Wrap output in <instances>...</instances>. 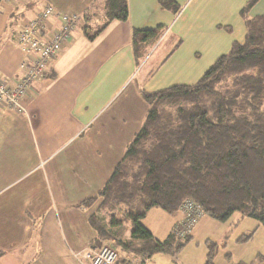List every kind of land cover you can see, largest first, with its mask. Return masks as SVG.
<instances>
[{
    "label": "crops",
    "instance_id": "obj_1",
    "mask_svg": "<svg viewBox=\"0 0 264 264\" xmlns=\"http://www.w3.org/2000/svg\"><path fill=\"white\" fill-rule=\"evenodd\" d=\"M50 1L58 13L79 14L83 21L52 60L48 76L29 86L22 101L26 112L6 106L0 111V264H87L83 255L95 238L88 218L97 206L81 203L106 184L141 127L147 107L138 92L193 84L245 36L240 12L248 0H173L176 15L157 0H127L128 20L110 22L91 41L85 33L102 26L105 0ZM42 4L21 0L11 11L0 3L1 78L19 73L17 20L29 19ZM258 16H264V0L249 13ZM156 29L159 39L138 65L133 34ZM165 38L171 45L159 57ZM176 220L151 210L143 224L163 240ZM213 224L202 217L176 255L154 256L144 264H205L208 241L218 246L215 264H240L229 251L254 238L238 244L242 235Z\"/></svg>",
    "mask_w": 264,
    "mask_h": 264
},
{
    "label": "trees",
    "instance_id": "obj_2",
    "mask_svg": "<svg viewBox=\"0 0 264 264\" xmlns=\"http://www.w3.org/2000/svg\"><path fill=\"white\" fill-rule=\"evenodd\" d=\"M157 2L174 15L179 11L173 0ZM256 2L248 0L240 12L243 41L232 43L196 82L138 92L147 107L141 127L106 184L81 203L96 204L88 218L92 245H112L115 264L176 255L202 217L225 223L237 214L264 233V16L249 17ZM103 6L102 26L85 33L90 41L110 22L128 20L127 0H105ZM157 30L134 32L138 65L159 39ZM186 202L199 211L194 222L181 213ZM151 210L177 219L163 240L143 224ZM255 232L242 235L238 244H248ZM206 249L205 264H215L218 246L208 241Z\"/></svg>",
    "mask_w": 264,
    "mask_h": 264
},
{
    "label": "built area",
    "instance_id": "obj_3",
    "mask_svg": "<svg viewBox=\"0 0 264 264\" xmlns=\"http://www.w3.org/2000/svg\"><path fill=\"white\" fill-rule=\"evenodd\" d=\"M8 6L19 4L21 0H2ZM44 1L36 14V21L29 25H18L14 34V42L25 55L19 70L23 72L15 84H9L0 79V107L9 106L13 111L20 110L22 101L28 95L29 85L33 81L43 79L52 60L68 42L81 15L73 13H58ZM54 6V5H53ZM55 8V7H54ZM14 86V87H13ZM181 213L194 222L199 216L198 209L190 202L181 207ZM118 253L112 245L105 244L101 248H89L85 259L87 264H115Z\"/></svg>",
    "mask_w": 264,
    "mask_h": 264
},
{
    "label": "rangeland",
    "instance_id": "obj_4",
    "mask_svg": "<svg viewBox=\"0 0 264 264\" xmlns=\"http://www.w3.org/2000/svg\"><path fill=\"white\" fill-rule=\"evenodd\" d=\"M44 1L45 0H43V2ZM50 5L52 6V9H55L52 3ZM11 6H9V8H10L11 11L15 10L16 8H18V7H16L14 9H12ZM41 7L35 13H33V15L30 16L29 19H26V20H22L21 19L20 21L19 20H17V21L21 24V26L24 25L25 23H26V25H29L28 22H31L32 20L33 21H36L37 20V17H35V14L39 10H42L43 9V7H42V9H41ZM55 11H57V10L55 9ZM13 43L16 45L15 42H13ZM170 45H171V42L169 41V38H165L163 40L162 44H160L159 48L157 49V51L159 53L158 54L159 57H161V55H164V53L170 47ZM17 48L19 49L20 54H21V57H20L19 62H18V67H17L18 68V72H19L18 75H17V77H15V79H9L8 78L7 80H6V78L3 79V78L0 77L1 80H6L10 85L11 84H14V86H15V84L17 83V81L20 79V77L23 74V72H21L19 70V68H20V66L23 63L24 58H25V55H23V52L21 51V49L18 46H17ZM146 68H147V66L144 69H146ZM143 71H145V70H143ZM168 73H170V72H168ZM180 73L181 72H179V71L176 72V74H180ZM163 76H164L163 82L167 83V82L170 81V78H165L166 77V74H164ZM35 82H38V81L31 82L29 86H31ZM6 107L9 108V106H7V105H6ZM2 108L0 107V111H1ZM15 112L20 113V114H22V113L24 114L26 112V109L23 106H21L20 110H16ZM232 217H233V218H231L232 220H229L228 222H225V223H217V222H214V221H212V223H214L213 225H215V226L217 225V227H222V226L225 225V227L226 228H230V230H233L234 229V231L237 232L238 235H248L249 232H252L253 230H256V228H257V231L254 233V235L252 237V238H254L252 244H249L248 246H246L244 248H239L237 250L236 249H232L231 251H229L232 254V260L234 262H236V263L239 262L240 264L241 263L242 264H264V242H263V240H264V233H263L262 228L258 227L257 226L258 224L255 223V222H253L252 220L240 219L237 214H234ZM234 219L238 220L239 222H234ZM233 222H234V225L231 224ZM250 222H252L253 225H254L252 228H250V227H248L246 225L247 223H250ZM255 253H258L259 256L258 257H254ZM83 258L85 259L84 255H83Z\"/></svg>",
    "mask_w": 264,
    "mask_h": 264
}]
</instances>
